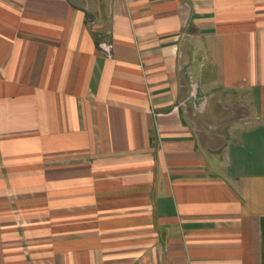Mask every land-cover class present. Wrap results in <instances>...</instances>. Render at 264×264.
<instances>
[{
  "label": "crops",
  "instance_id": "1",
  "mask_svg": "<svg viewBox=\"0 0 264 264\" xmlns=\"http://www.w3.org/2000/svg\"><path fill=\"white\" fill-rule=\"evenodd\" d=\"M0 264H264V0H0Z\"/></svg>",
  "mask_w": 264,
  "mask_h": 264
},
{
  "label": "built area",
  "instance_id": "2",
  "mask_svg": "<svg viewBox=\"0 0 264 264\" xmlns=\"http://www.w3.org/2000/svg\"><path fill=\"white\" fill-rule=\"evenodd\" d=\"M101 48L105 54L111 55L109 43L105 42L104 44H102ZM189 99L192 101V106L194 110H196V108L201 103V98L199 96L198 84L195 82H192L190 85Z\"/></svg>",
  "mask_w": 264,
  "mask_h": 264
}]
</instances>
